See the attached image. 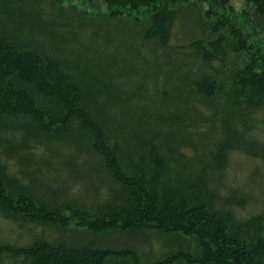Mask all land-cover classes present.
Returning <instances> with one entry per match:
<instances>
[{
  "label": "trees",
  "instance_id": "1",
  "mask_svg": "<svg viewBox=\"0 0 264 264\" xmlns=\"http://www.w3.org/2000/svg\"><path fill=\"white\" fill-rule=\"evenodd\" d=\"M22 1L0 0V211L14 220L53 226L62 234L57 239L38 236L20 246L1 244L0 254L20 258L24 264H264V211L239 218L230 206L237 202L236 196L216 205L205 172L208 165L215 168L223 162L232 142L229 131L234 129L236 141L248 148L244 134L254 127L258 114L264 120V59L253 48L243 23L226 14L233 10V0H98L106 12L95 10L112 21L133 16L142 41L164 46L181 5L205 4L203 14L212 20L207 37L190 46L205 66L212 60L219 66L192 76L178 70L176 75L210 102L211 122L207 130H200L202 148L194 154L193 165L175 157L180 144L198 127L195 116L179 110H168L166 115L156 108L157 114L148 121L167 130L157 129L144 138L141 125L130 124L109 133L88 108L98 93L111 100L108 83H99L110 77L108 71L100 74L98 62L88 56L71 62L45 51ZM243 1L240 16L264 40V0ZM140 8L142 15L147 14L142 18L136 16ZM127 30L129 36L131 28ZM229 123L234 127L225 133ZM18 128L50 142L80 146L87 141L99 159L97 167L117 185L113 199L95 208L82 207L39 191L31 180H16L1 156L16 151L8 147V133ZM180 128L192 133L177 135ZM122 137L128 140L120 146ZM15 153L19 159L26 155L23 150ZM254 154L264 162V143ZM107 232H154L176 237L181 246L144 263L131 247L102 245L98 238Z\"/></svg>",
  "mask_w": 264,
  "mask_h": 264
},
{
  "label": "rangeland",
  "instance_id": "2",
  "mask_svg": "<svg viewBox=\"0 0 264 264\" xmlns=\"http://www.w3.org/2000/svg\"><path fill=\"white\" fill-rule=\"evenodd\" d=\"M22 2L24 9L31 13L29 19L33 18V27L38 28L36 33L39 44L45 51L71 62H80L88 56L98 62L100 74L108 71L110 77L99 79V83H108L111 100L106 94L98 93L93 101H88V108L109 128V133L118 129L119 125L129 128L130 124L132 128L141 125L144 138H148L157 129L167 130V126L164 128L148 121L149 116L157 114L156 108L166 115H169L168 110H179L188 112L192 118L195 116L198 127L192 135L191 130L187 132V129L182 128L177 133L184 136L188 133L190 136L180 144L175 157L193 165L194 154L202 148L200 130L203 127L207 130L211 122L210 102L197 96L189 84L188 87L183 84L184 78H177L176 75H180L178 70L192 76L197 70L212 72L208 70L209 67L212 69L219 66L216 60H212L210 66H205L204 62L194 57V48L190 46L193 40L207 37V24L211 19L203 14L205 4H182L171 22L167 42L161 46L140 39L133 16L123 15L118 21H112L100 15L106 12V8L98 0L92 3L87 0ZM243 2L233 0V10L226 14L230 18L233 14L234 20L243 23L253 48L264 59L262 33L245 25L240 16ZM95 10L101 13L97 15ZM142 12L140 8L136 16L142 18L147 15L145 12L142 15ZM129 28L131 31L127 36L128 30H125ZM90 64L94 65L93 62ZM114 99L119 101L114 102ZM147 112L152 115L146 116L144 113ZM256 118L254 127L244 134L248 148L240 144L241 140L236 141V131H229L233 126L229 123L224 131H229L232 142L226 147L223 162L215 168L209 165L205 168L207 183L216 196V205L220 206L225 199L236 196L237 202L230 206L241 219L264 211V162L254 154L264 143V120L261 114ZM135 133L139 135L138 130ZM8 137V147L13 146L16 151L26 152L20 159L16 151L10 157L1 156L8 173L16 176V180H31L37 184L39 191L44 190V193L57 200H67L82 207L95 208L113 199L117 185L105 178L104 172L97 167L99 159L90 150L87 141L80 146L68 141L50 142L22 128L9 132ZM127 140L122 137L118 143L122 146ZM237 144L240 145L236 147ZM61 234L53 226L14 220L0 211V245H26L38 236L57 239ZM67 235L77 237L73 232ZM98 240L104 246L133 248L144 263L155 261L181 246L176 237L154 232H107L101 234ZM0 264L24 263L20 258L3 253L0 254Z\"/></svg>",
  "mask_w": 264,
  "mask_h": 264
}]
</instances>
